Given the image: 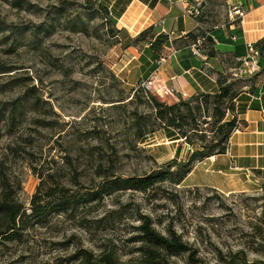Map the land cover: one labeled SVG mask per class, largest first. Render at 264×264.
Instances as JSON below:
<instances>
[{"label":"rangeland","instance_id":"374dc122","mask_svg":"<svg viewBox=\"0 0 264 264\" xmlns=\"http://www.w3.org/2000/svg\"><path fill=\"white\" fill-rule=\"evenodd\" d=\"M168 2L180 3L182 11L198 6L208 24L226 19L225 0H162L158 7ZM91 5L92 0H0V161L27 208L39 187L43 192L64 185L68 195L84 199L111 175H140L171 159V144L151 145L166 141L162 129L137 142L133 113L150 112L148 97L140 90L138 68L127 63L132 52L108 33L116 26L90 15ZM151 8L133 0L117 26L133 34L155 16ZM236 81L238 88L244 80ZM153 85L149 93L158 99L179 100L168 93L172 89ZM31 88L35 97L27 95ZM210 107L199 117L206 121L201 127L207 139ZM139 214L149 215L162 233L167 226L180 233L195 249V264H264V186L222 194L169 181L156 191L115 190L76 203L74 212L31 219L20 239H0V264H76L71 257L81 249L95 255L112 250L126 263L138 256V243L129 237ZM169 264L190 263L179 254Z\"/></svg>","mask_w":264,"mask_h":264},{"label":"trees","instance_id":"16d2710c","mask_svg":"<svg viewBox=\"0 0 264 264\" xmlns=\"http://www.w3.org/2000/svg\"><path fill=\"white\" fill-rule=\"evenodd\" d=\"M131 0H92V5L87 7V12L94 16L96 13L114 27L108 29V33H113L119 38L116 43L121 49L128 46H135L139 49L140 69L144 71L143 78H148L151 71L157 67V61L162 55L165 46L169 45V35L165 32H156L153 25L139 31L132 36L123 28L118 27V19L125 11ZM149 6H154L157 0H142ZM18 2V0H15ZM97 4V5H95ZM200 14L196 17L200 22L207 24L201 19ZM216 24H209V27H199L196 31H190L186 38L194 41L203 38L202 48H210L212 44L211 32L218 28ZM4 30L0 27V31ZM208 55L212 50L206 51ZM147 67V68H146ZM9 69V68H7ZM7 71V70H5ZM3 72V71H0ZM217 90L213 92H199L191 95L188 99L179 98L178 101L167 103L145 91L150 112L147 115L133 113L132 126L134 135L138 143H144L162 129L164 136L168 140H179L189 146V151L185 159H178V148L175 155L161 167L150 170L140 175H130L126 177L111 175L102 182L97 189L87 191L84 199L68 195L69 189L64 185H48L42 192L39 187L33 195L31 205L27 208L19 201L13 191L8 177L4 175L3 162L0 161V239L21 238L26 223L31 219L42 222L47 220V216L52 212H74L76 203L92 202L102 198L104 194H109L115 190H136L146 192L147 190H157L160 184L169 181L180 184L187 173L191 170L195 161L206 156L221 153L226 149V145L231 132L238 123L234 115L235 110L242 111L244 104L235 100H244L245 95L240 94L236 87L237 81L230 78L227 73H220L216 79ZM141 88V87H140ZM27 95L35 97L30 92ZM143 90L142 88L140 89ZM144 91V90H143ZM142 91V92H143ZM136 92V91H135ZM202 101V102H201ZM202 103L204 105H202ZM210 107L209 125L212 134L206 138V133L202 129L201 110L207 112ZM14 104L13 109L17 107ZM226 112L231 113V117H226ZM206 115V114H205ZM3 111L0 109V120L4 119ZM193 132V138L190 135ZM201 142V143H198ZM52 178L47 175L46 179ZM44 184V182L42 183ZM139 223L134 225V233L129 237L130 241L138 243L135 250L138 256L123 264H169V257L179 254H186L190 264L197 262L195 249L188 242L184 241L181 234L172 226H167L166 232L157 230L152 223V219L147 214H139ZM71 259H77L76 264H120L114 252L103 251L100 255H95L90 249H81ZM228 264H233L229 261Z\"/></svg>","mask_w":264,"mask_h":264},{"label":"crops","instance_id":"0c3cea01","mask_svg":"<svg viewBox=\"0 0 264 264\" xmlns=\"http://www.w3.org/2000/svg\"><path fill=\"white\" fill-rule=\"evenodd\" d=\"M236 1L242 2L247 10L243 21L223 20L225 24L211 32L210 48L200 46L201 55L192 53L191 45L195 40H188L186 34L199 27H209V24L184 15L182 6L177 2L161 3L163 8H159L162 0H157L150 10L155 12L150 22L133 34L129 33L134 36L153 25L157 33L165 32L169 35L170 43L163 49L156 69L150 72L148 78L153 76L154 83H158L164 91L172 89V92H167L174 99L216 91L218 75L229 74L230 68L237 64V58L245 53V40L254 41L260 48L261 70L255 76L243 79V84L238 87L240 94L246 96L244 100H235L236 105L238 102L244 104L242 111L235 110L234 113L239 128L231 132L223 152L213 154V158L209 155L195 161L182 180L186 187H208L222 194L255 191L264 186V0H225L229 3ZM207 50L213 53L208 55ZM124 52H132L127 63L134 62L139 72L138 80L144 79V71L140 69L141 62L138 59L139 49L128 46ZM158 144H171L173 152L169 158L175 155L178 145V159H185L189 151V146H182L184 143L179 140L166 138V141L151 145Z\"/></svg>","mask_w":264,"mask_h":264},{"label":"built area","instance_id":"2783aa9c","mask_svg":"<svg viewBox=\"0 0 264 264\" xmlns=\"http://www.w3.org/2000/svg\"><path fill=\"white\" fill-rule=\"evenodd\" d=\"M227 5V14L226 19L234 22L238 20L240 23L243 21L244 17L247 14V10L244 7L243 3L240 1H236L233 3L226 2ZM183 14L192 18H196L200 14V9L198 6L190 5L183 9ZM225 23L222 21L221 23H217L215 27L222 26ZM203 42V38H197L191 45V51L195 55H201L199 48ZM245 53L237 58V64L230 68L229 75L233 80H242L255 76L260 70V59L262 57V52L260 48L256 45L254 41L245 40ZM154 77L141 80L139 86L144 91H151L154 88ZM235 127L234 130L238 129ZM214 155L210 157L213 158Z\"/></svg>","mask_w":264,"mask_h":264}]
</instances>
